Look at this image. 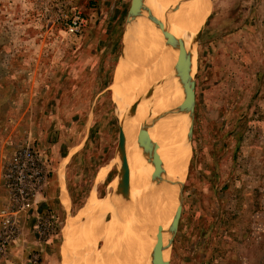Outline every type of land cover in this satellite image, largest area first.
<instances>
[{
	"label": "rangeland",
	"instance_id": "374dc122",
	"mask_svg": "<svg viewBox=\"0 0 264 264\" xmlns=\"http://www.w3.org/2000/svg\"><path fill=\"white\" fill-rule=\"evenodd\" d=\"M210 2L206 25L194 42L198 71L192 147L179 183L181 188L185 181L169 262L264 264V0ZM131 4L0 0L2 174L14 150L27 144L49 156L55 149L71 158L64 204L52 206L60 225L56 236L39 240L31 227L33 247L25 241L21 255L10 250L0 264H68L82 254L81 236L67 240L66 228L81 216L92 192L101 198L112 193L110 183L120 173L121 111L114 78L131 44L125 37ZM75 14L87 21L77 34L68 30ZM104 166L109 168L102 180ZM138 170L133 167L131 173L140 180ZM132 198L127 215L138 208L137 197ZM118 212L110 209L104 221L111 222ZM27 221L24 231L30 228ZM102 237L90 240L91 245L96 241L95 251L108 242L111 246ZM125 258L122 264L133 261Z\"/></svg>",
	"mask_w": 264,
	"mask_h": 264
},
{
	"label": "bare ground",
	"instance_id": "6f19581e",
	"mask_svg": "<svg viewBox=\"0 0 264 264\" xmlns=\"http://www.w3.org/2000/svg\"><path fill=\"white\" fill-rule=\"evenodd\" d=\"M209 4L210 0H145L146 6L128 23L126 45L130 39L131 44L127 52L126 48L123 51L114 78L127 157L121 151L117 157L120 173L110 183L112 193L101 198L92 192L81 216L66 228L67 240L74 242L78 235L84 243L82 249L78 247L82 254H69L72 259L68 264H122L124 256L134 261L139 250L140 258L126 261L128 264H161L172 251L168 238L170 233L175 235L179 222V183L189 163L194 124L192 76L188 71L196 56H189L185 47L189 51L199 38L209 16ZM129 92L134 94L132 98ZM158 115L161 117L153 124L152 119ZM143 125L146 127L141 129ZM133 167L143 173L140 180L131 173ZM108 168H101L99 179L106 177ZM130 181V187L125 188ZM132 195L139 204L127 215L125 211L132 210L134 203ZM110 209L119 212L106 223L104 214ZM163 227L164 242L160 243ZM93 236H103L111 246L108 242L95 251L97 238ZM91 239H95V248Z\"/></svg>",
	"mask_w": 264,
	"mask_h": 264
},
{
	"label": "built area",
	"instance_id": "2783aa9c",
	"mask_svg": "<svg viewBox=\"0 0 264 264\" xmlns=\"http://www.w3.org/2000/svg\"><path fill=\"white\" fill-rule=\"evenodd\" d=\"M86 23L85 17L75 14L68 30L80 33ZM53 172L51 163L35 145L18 147L11 154L3 173L8 204L1 215L0 257L5 256L13 243L22 238L24 223L30 218L37 239L50 240L58 233L60 225L57 213L44 202Z\"/></svg>",
	"mask_w": 264,
	"mask_h": 264
},
{
	"label": "crops",
	"instance_id": "0c3cea01",
	"mask_svg": "<svg viewBox=\"0 0 264 264\" xmlns=\"http://www.w3.org/2000/svg\"><path fill=\"white\" fill-rule=\"evenodd\" d=\"M1 141V140H0ZM6 142H9V138L7 139ZM13 143V142H11ZM3 146H2V142H0V224H1V215H2V209L8 204V197H7V193L5 191L4 188V183H3ZM11 153V152H10ZM10 153L8 155H10ZM8 155L6 156V158L8 157ZM46 155L48 158H50L51 163L52 161H54V164L51 165H55V174L54 177L51 178L50 180V184L48 187V196L46 197V199L44 200L45 203L49 204L50 206H55L58 203L64 204L63 203V194L65 192V190L68 192V187H67V183H66V174H67V170H68V164L71 160V158L69 157V154H61L60 152H57L55 149H53V153L51 156L47 155L46 153L44 154ZM5 158V159H6ZM64 198L66 200V195H64ZM29 221V220H28ZM27 221L28 225L30 226V228L28 229V227L26 228L27 230H25V234L27 236H25L24 238H22L19 242L16 243V245L13 246L11 250V254L13 256H19L21 255L20 253L23 252V243L26 241L27 245L30 247L32 246V243L34 242L33 237H31V227L33 226V220H30L29 222ZM27 246V247H28ZM9 250V251H10Z\"/></svg>",
	"mask_w": 264,
	"mask_h": 264
},
{
	"label": "water",
	"instance_id": "95a60500",
	"mask_svg": "<svg viewBox=\"0 0 264 264\" xmlns=\"http://www.w3.org/2000/svg\"><path fill=\"white\" fill-rule=\"evenodd\" d=\"M145 6H146L145 5V0H132V4H131L129 12H128V19H127V23L126 24L128 25V23H131L133 21V19H134L135 13L141 11ZM170 9L174 10V7L170 8ZM127 25H126V29H127ZM185 51L188 53L189 56H192V55L195 56V54H194V52H195L194 51V46L189 51H187V49L185 47ZM197 71H198V60L195 58V60L192 63V66H191L190 70L188 71V72H190L189 74L192 76V79H191L192 80L191 81L192 89H191L190 94H192L191 100L194 103L193 104L194 111H195V91H194L195 80L194 79L196 77ZM160 117H161V115H158V116L154 117L152 119V123L154 124ZM118 120H119L120 128H121V137H120L119 149L121 151V154L123 156L127 157L126 135H125L124 127L122 126V123H121L119 115H118ZM145 127H146V125H143L141 129H143ZM193 131H194V128H193ZM193 131H192V135H193ZM184 182L181 183V188H180V191H179L181 196H183ZM164 232H165V230H164V227H163L162 232H161L160 243L164 242ZM168 233H170V228L168 229ZM168 241H169L168 248H170L169 250H172L173 242H174V236L171 233H170V236L168 238ZM170 255H171V252L166 257V259L161 260V264H170V262H169Z\"/></svg>",
	"mask_w": 264,
	"mask_h": 264
}]
</instances>
